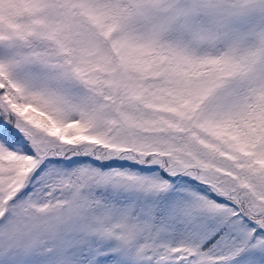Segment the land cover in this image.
<instances>
[{
  "label": "snow or ice",
  "instance_id": "snow-or-ice-1",
  "mask_svg": "<svg viewBox=\"0 0 264 264\" xmlns=\"http://www.w3.org/2000/svg\"><path fill=\"white\" fill-rule=\"evenodd\" d=\"M0 264H264V0H0Z\"/></svg>",
  "mask_w": 264,
  "mask_h": 264
}]
</instances>
